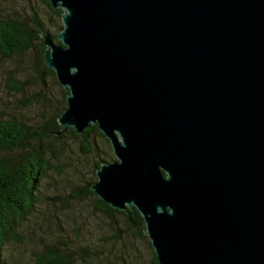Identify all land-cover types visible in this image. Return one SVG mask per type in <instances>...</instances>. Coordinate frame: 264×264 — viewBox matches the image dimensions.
I'll use <instances>...</instances> for the list:
<instances>
[{"label":"water","instance_id":"water-1","mask_svg":"<svg viewBox=\"0 0 264 264\" xmlns=\"http://www.w3.org/2000/svg\"><path fill=\"white\" fill-rule=\"evenodd\" d=\"M60 134L97 124L91 190L136 207L160 264H264V0H47Z\"/></svg>","mask_w":264,"mask_h":264},{"label":"trees","instance_id":"trees-1","mask_svg":"<svg viewBox=\"0 0 264 264\" xmlns=\"http://www.w3.org/2000/svg\"><path fill=\"white\" fill-rule=\"evenodd\" d=\"M28 4L32 0H24ZM53 14V30L47 28L36 6L31 5L29 18L17 14H0V58L12 59L34 52L33 68L23 77L15 68L5 71V83L24 105L32 106L41 115L35 120L0 114V264H9L6 249L19 239V230L40 206L43 181L53 167V160L63 155L69 139L77 141L94 158L92 174L103 162L115 160L113 153L97 150L95 138L110 141L97 124H91L82 134L74 128L61 130L58 116L66 108V90L53 69L44 62L46 46L42 32L59 42L63 28L62 9L53 8L42 0ZM96 178L79 185L72 194L84 193L93 207L106 218V227L89 232L84 238L65 239L53 236L34 253L32 264H160L145 234V220L139 210H119L111 207L91 190Z\"/></svg>","mask_w":264,"mask_h":264},{"label":"rangeland","instance_id":"rangeland-1","mask_svg":"<svg viewBox=\"0 0 264 264\" xmlns=\"http://www.w3.org/2000/svg\"><path fill=\"white\" fill-rule=\"evenodd\" d=\"M37 7L47 28L53 30V14L42 0H0V14H17L29 18L30 7ZM34 52L12 59L0 58V114L5 117L17 116L31 121L41 115L37 109L24 105L22 99L8 90L5 83V71L15 68L25 77L33 68ZM99 148L110 152L103 139L95 138ZM63 155L53 160V167L43 181L40 191V206L22 225L19 239L11 242L6 249L9 264H32L34 253L53 236L64 235L65 239L84 238L89 232H99L106 227V218L96 211L93 201L84 193L74 198L73 192L94 177L92 169L94 158L82 150L77 141L69 139ZM113 153V151H111ZM114 158L115 155L113 153ZM95 179V180H96Z\"/></svg>","mask_w":264,"mask_h":264}]
</instances>
